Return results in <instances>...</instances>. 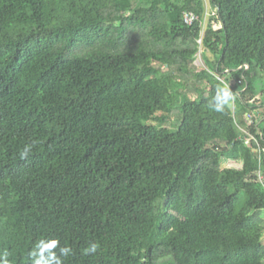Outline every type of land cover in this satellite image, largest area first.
Here are the masks:
<instances>
[{
	"label": "trees",
	"instance_id": "trees-1",
	"mask_svg": "<svg viewBox=\"0 0 264 264\" xmlns=\"http://www.w3.org/2000/svg\"><path fill=\"white\" fill-rule=\"evenodd\" d=\"M209 1L204 27L205 0H0L10 264L43 239L64 264H264V0Z\"/></svg>",
	"mask_w": 264,
	"mask_h": 264
},
{
	"label": "clouds",
	"instance_id": "clouds-1",
	"mask_svg": "<svg viewBox=\"0 0 264 264\" xmlns=\"http://www.w3.org/2000/svg\"><path fill=\"white\" fill-rule=\"evenodd\" d=\"M234 95L230 85L221 83L215 90V95L208 104L211 111L224 113L226 109L231 108ZM36 142L26 144L20 152L21 159H27ZM59 241L55 239H43L38 241L35 247L30 251L29 257L31 264H64L65 260L73 255V250L68 246H60ZM100 245L98 242H92L83 250L84 255H91L98 251ZM0 264H10L7 251L0 252Z\"/></svg>",
	"mask_w": 264,
	"mask_h": 264
},
{
	"label": "rangeland",
	"instance_id": "rangeland-1",
	"mask_svg": "<svg viewBox=\"0 0 264 264\" xmlns=\"http://www.w3.org/2000/svg\"><path fill=\"white\" fill-rule=\"evenodd\" d=\"M205 3H206V7H207V12H206V15H205V20H204V27H206V25H207V22H208V19H209V13L211 12V7H210V1L209 0H205ZM204 31H205V29H204ZM203 34H204V32H203ZM203 50H204V46L203 47H201V49H200V52H199V54H198V59H197V63L200 65V66H202V65H205V63H204V60L202 59V53H203ZM210 54V53H209ZM212 56V55H211ZM258 113H260L261 114V117H259V121L261 122V123H263L264 122V106H260V108H259V110H258ZM230 162H232V161H227L224 165L226 166H229V164H231ZM261 217H260V219L263 221L264 220V211L263 212H261ZM264 240V239H263Z\"/></svg>",
	"mask_w": 264,
	"mask_h": 264
},
{
	"label": "built area",
	"instance_id": "built-area-1",
	"mask_svg": "<svg viewBox=\"0 0 264 264\" xmlns=\"http://www.w3.org/2000/svg\"><path fill=\"white\" fill-rule=\"evenodd\" d=\"M183 17H184V20H185V22L187 24H193L195 22V20L198 19V15L194 11H185L184 14H183ZM260 106H262V105H260ZM260 106H259V108H260ZM256 115L258 116L257 125H258V127L260 129L262 127V124H263V123H261L259 121V117H261V114L258 113V111H257V114ZM248 117L250 118V123H252L253 122V119H252L251 115H248ZM262 135H263V133H262ZM252 138H253V136L249 137L247 139V142L250 143ZM254 151H258V149L255 148ZM259 175H260V178L261 179H264L263 172H260Z\"/></svg>",
	"mask_w": 264,
	"mask_h": 264
}]
</instances>
